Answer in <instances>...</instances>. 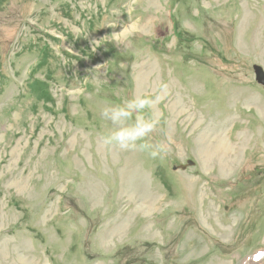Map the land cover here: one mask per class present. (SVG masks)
<instances>
[{
    "label": "rangeland",
    "instance_id": "374dc122",
    "mask_svg": "<svg viewBox=\"0 0 264 264\" xmlns=\"http://www.w3.org/2000/svg\"><path fill=\"white\" fill-rule=\"evenodd\" d=\"M254 66L264 0H0V264H264ZM134 94L163 158L102 145Z\"/></svg>",
    "mask_w": 264,
    "mask_h": 264
},
{
    "label": "clouds",
    "instance_id": "9594fccd",
    "mask_svg": "<svg viewBox=\"0 0 264 264\" xmlns=\"http://www.w3.org/2000/svg\"><path fill=\"white\" fill-rule=\"evenodd\" d=\"M132 34V31H129L128 35ZM165 87L166 85L160 86L161 89ZM157 99L162 97L157 96L153 99L145 94H134L122 104L103 108L102 118L112 125L102 136L103 147L108 150L118 148L123 152H147L152 159L163 158L168 152L167 147L149 140L150 134L160 123L159 119L151 114Z\"/></svg>",
    "mask_w": 264,
    "mask_h": 264
},
{
    "label": "water",
    "instance_id": "95a60500",
    "mask_svg": "<svg viewBox=\"0 0 264 264\" xmlns=\"http://www.w3.org/2000/svg\"><path fill=\"white\" fill-rule=\"evenodd\" d=\"M253 70H254V75H255V81L257 82V84L264 87V73H263L262 69L258 66H254ZM192 165H193V163L191 161H187L185 165L178 166V167L174 166L172 169L174 171H176L177 169L185 170L187 167H190Z\"/></svg>",
    "mask_w": 264,
    "mask_h": 264
},
{
    "label": "snow or ice",
    "instance_id": "6c2138e0",
    "mask_svg": "<svg viewBox=\"0 0 264 264\" xmlns=\"http://www.w3.org/2000/svg\"><path fill=\"white\" fill-rule=\"evenodd\" d=\"M262 257H264V253L257 254L255 257H253L256 260H260Z\"/></svg>",
    "mask_w": 264,
    "mask_h": 264
},
{
    "label": "bare ground",
    "instance_id": "6f19581e",
    "mask_svg": "<svg viewBox=\"0 0 264 264\" xmlns=\"http://www.w3.org/2000/svg\"><path fill=\"white\" fill-rule=\"evenodd\" d=\"M193 118V117H192ZM186 121L190 122L191 120L190 119H186ZM209 161V160H208ZM210 162V161H209ZM156 205V204H155ZM154 207V206H153Z\"/></svg>",
    "mask_w": 264,
    "mask_h": 264
}]
</instances>
